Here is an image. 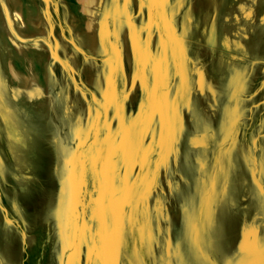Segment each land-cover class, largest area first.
Returning a JSON list of instances; mask_svg holds the SVG:
<instances>
[{"label": "rangeland", "instance_id": "1", "mask_svg": "<svg viewBox=\"0 0 264 264\" xmlns=\"http://www.w3.org/2000/svg\"><path fill=\"white\" fill-rule=\"evenodd\" d=\"M0 264H264V0H0Z\"/></svg>", "mask_w": 264, "mask_h": 264}, {"label": "bare ground", "instance_id": "2", "mask_svg": "<svg viewBox=\"0 0 264 264\" xmlns=\"http://www.w3.org/2000/svg\"><path fill=\"white\" fill-rule=\"evenodd\" d=\"M88 7V6H87ZM88 15V14H87ZM87 19H88V17H87ZM88 21V20H87ZM87 24V23H86Z\"/></svg>", "mask_w": 264, "mask_h": 264}, {"label": "crops", "instance_id": "3", "mask_svg": "<svg viewBox=\"0 0 264 264\" xmlns=\"http://www.w3.org/2000/svg\"><path fill=\"white\" fill-rule=\"evenodd\" d=\"M199 80V79H198ZM204 81H205V79H204ZM199 84V83H198ZM204 84V83H203Z\"/></svg>", "mask_w": 264, "mask_h": 264}]
</instances>
